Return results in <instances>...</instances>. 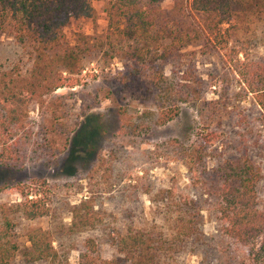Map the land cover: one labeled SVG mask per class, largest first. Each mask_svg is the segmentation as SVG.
<instances>
[{"label": "trees", "instance_id": "obj_1", "mask_svg": "<svg viewBox=\"0 0 264 264\" xmlns=\"http://www.w3.org/2000/svg\"><path fill=\"white\" fill-rule=\"evenodd\" d=\"M164 1L109 0L104 7L105 30L96 36L79 33L71 44L64 28L73 19L92 18V0H0V39L3 33L9 34L22 51L12 65L0 66V166L21 167L28 155L52 158L61 150L60 143L67 146L72 131L60 120L70 115L65 98L58 96L60 103L50 101L52 107L41 110L36 129L27 119L29 106L39 103L42 107L44 96L79 85L84 70L103 72L114 59L122 65L114 77L117 84L135 93L144 105L158 108L156 124L174 119L178 103L207 107L208 111L199 113L207 112L208 124L188 153L194 164L203 160L206 148L234 140L233 151L216 168L202 169L199 194L189 196L175 187L152 190L151 185L142 184L140 192L149 195L172 223L167 229L150 224L128 227L125 233L110 230L107 239L118 253L113 258H103L92 237L80 249L71 240L102 221L91 199L68 205V224L58 222L28 232V245L20 246L14 237L18 219L53 218L55 212L45 184L38 180L17 183L14 188L21 199L0 203V264H13L18 252L30 264H68L71 250H79L78 264H187L178 256L197 253L205 240L203 203L214 213L221 235L247 250L245 264H264V209L257 202L261 172L246 145L253 141L264 147L260 132L264 130V57L253 59L246 48L230 44L239 23L264 12V0H172L175 12L202 15L201 26L163 17ZM202 37L206 40L202 53H215L221 61V72L208 79L197 74L193 53L184 51ZM166 66L170 88L162 87L168 80ZM209 91L215 93L214 99L206 97ZM9 188L4 185L0 191Z\"/></svg>", "mask_w": 264, "mask_h": 264}, {"label": "rangeland", "instance_id": "obj_2", "mask_svg": "<svg viewBox=\"0 0 264 264\" xmlns=\"http://www.w3.org/2000/svg\"><path fill=\"white\" fill-rule=\"evenodd\" d=\"M108 1L92 0L94 16L71 20L64 28L66 40L73 44L79 33L100 35L107 23L104 7ZM173 5L172 0L161 3L163 17L174 16L187 24L201 26L202 15L187 10L177 13ZM205 41L202 37L184 50L193 53L192 63L202 79L221 72L219 56L212 52L202 53ZM230 44L246 48L253 59L264 57V12L251 14L239 23ZM20 55V46L9 34L3 33L0 39V66L12 65ZM121 68L120 61L114 59L103 72L84 70L79 85L58 88L44 96L42 107L39 103L29 106L27 119L35 123L36 129V124L41 122V110L46 106L50 109V101L53 104L60 103L56 99L63 96L70 107V115L60 120L66 122L72 132L69 133L68 145L62 147L60 143L61 150L52 158L28 155L21 167L0 166V187H10L0 191V203L9 204L21 199L20 193L14 188L17 183L38 180L51 191L55 215L53 218L30 221L18 219L14 237L20 246L28 245V232L45 230L58 222L68 224V205L91 199L102 221L95 229L77 233L71 240L80 249L83 241L92 237L98 243L101 256L113 258L118 253L107 239L110 230L125 233L128 227L138 228L150 224L167 229L172 223L168 214L159 212L150 202L149 195L140 192L142 184L151 185L152 190L175 187L194 196L202 191V169L208 172L216 168L233 151L232 138L219 141L206 148L203 160L194 164L188 153L196 145L201 128L208 124L207 112L204 115L199 113L200 109L208 111L207 107L195 102L178 103L177 116L158 125V108L152 103L144 105L135 93L117 84L114 77ZM164 73L168 80L162 87L171 82L168 66ZM206 97L214 99L216 96L209 91ZM60 113L58 110L59 117ZM225 121L230 124L229 118ZM260 132L264 135V130ZM60 140L63 141V136ZM246 145L249 146L247 153L251 161L261 172L257 184V202L258 207L264 209V147L255 146L253 141ZM202 207L205 240L197 253L180 254L179 261L187 264H245L247 250L221 235L209 205L203 203ZM78 257L79 250H71L68 264H78ZM13 264L30 263H26L18 252Z\"/></svg>", "mask_w": 264, "mask_h": 264}]
</instances>
